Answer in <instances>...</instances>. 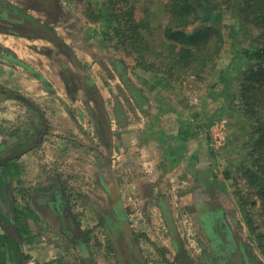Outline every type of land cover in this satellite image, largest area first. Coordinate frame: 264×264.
<instances>
[{
    "label": "crops",
    "instance_id": "obj_1",
    "mask_svg": "<svg viewBox=\"0 0 264 264\" xmlns=\"http://www.w3.org/2000/svg\"><path fill=\"white\" fill-rule=\"evenodd\" d=\"M10 1L21 7L27 5L26 13L37 20H54L45 10L36 9L27 0ZM69 37L72 38L71 32ZM61 38L72 56L40 36L0 31V47L6 49L8 56H13L8 58L3 52L0 53V88L17 96V99L0 97V101H15L28 108L32 106L34 113L41 118L38 123V118L31 120L22 115H16L15 119L12 116L8 121L7 112L1 116L4 122L0 127V132H3L0 133L1 137L3 135L7 139V145L16 140L18 147L23 148L6 161L7 164L0 165V181H5L4 185H9L12 192L13 182L22 190L24 186L31 187L22 184V176L29 171L33 176H49L50 163L64 156L63 153H71L74 157L67 158L66 164L70 165L74 158H80L84 170L78 172L79 177L89 182V178L97 176L102 183L99 193L105 200L108 185L98 161L104 146L109 143L114 214L110 213L112 220H109L107 241L112 246L113 256L105 253V257L103 245L85 234L82 236L75 229V224L79 230H91L85 228L82 220H78L74 214H69L73 218L68 217L65 229L70 232L68 236L76 252L71 246L64 249L55 246L52 243L54 234L50 233L52 229L48 228L41 235L38 232L35 236L31 231V239L27 243L30 254L28 263L183 264L170 234V226L180 234L190 264L191 261L199 264L200 254L212 262L211 258L219 257L220 251L217 249L221 245L227 246L230 253L234 250L232 252L228 243L236 245L235 249H238L230 222L222 218L221 211L216 208L217 200L212 201L210 197L215 189L216 154L209 146L207 127L216 116V82L205 79L211 86L207 87L205 95H200V90L194 89V82L187 86L180 78L169 80L164 75L154 76L149 70L134 66L131 69L134 76L130 72L128 74L133 85H128L130 95L127 104L120 100L119 95L117 98L113 95L116 108L108 113L105 103H102L106 90H102L99 84H103L104 78H99L100 73H96L105 66L96 65L95 68L93 63V58L100 55L97 49H89V43L77 49L75 41ZM88 65L95 68V73ZM178 75L184 76L179 72L175 77ZM105 80L110 81L108 78ZM115 90L118 92V89ZM80 103L92 119V126H87L86 115L81 119L74 118L71 109L76 107L81 111ZM95 105L96 110L92 111L91 107ZM23 119H29L27 126H24ZM14 129L15 139L12 136L8 139ZM89 134L96 136L92 139L98 140V146L87 141ZM61 137H65L62 144ZM90 145H94L95 150L87 151ZM102 159L104 163L108 157L103 154ZM71 170L73 165L65 169L61 167L62 175L72 173ZM89 185L95 187L93 183ZM31 189L34 191L33 187ZM193 210L196 213L199 210L204 212L201 219H195L201 228L209 231L200 238L207 240L202 251L198 240L190 237L189 228L186 227L196 224ZM51 218L42 220L41 224L52 225L55 218ZM31 219L35 221L37 217ZM125 228L130 229L128 237L124 233ZM213 241L216 245H213ZM214 262L212 264H216Z\"/></svg>",
    "mask_w": 264,
    "mask_h": 264
},
{
    "label": "rangeland",
    "instance_id": "obj_2",
    "mask_svg": "<svg viewBox=\"0 0 264 264\" xmlns=\"http://www.w3.org/2000/svg\"><path fill=\"white\" fill-rule=\"evenodd\" d=\"M56 1L59 8H56L54 15L59 16L51 22V28L55 34L75 41L78 44L77 49L81 47L80 45L85 47L89 43L91 44L89 49L94 47L97 49V54H100L98 57L93 58V63L95 68L96 65L105 66L96 73L97 75L100 73L99 78H104L103 84H99L102 90H106L104 91V102L102 101L107 107L106 112L109 110L108 113H112L116 105L114 99L118 95L120 100H124V103L127 104L130 95L128 85H133L128 74L129 72L132 74L131 69L138 64L137 61L140 58L138 54L141 51L144 55L141 59L146 61L145 65L149 66L143 68L149 70L154 76L164 75L169 80L180 78L187 83V86L194 82L196 83L194 89L198 88L200 95H205L207 87L211 86L208 84L209 81L205 79L216 82L217 111L215 118L209 125L213 121L223 118L226 120L227 130L223 146L217 150L212 149L216 154V170L213 176L215 189L211 192L210 197L212 201L217 200L216 208H219L218 211H221L222 218L228 220L232 226L231 233L237 238L238 249L236 250L242 264L243 260L244 264H264V206L257 194L258 185L260 184L257 175L259 170L264 167V82L258 76L248 79L251 69H257L258 66L245 57L246 50L259 47L262 39H264L262 38L264 36L258 37L260 33H264V22L259 19L260 14L254 12L250 15V18L257 16L255 21L245 19L243 0H229L216 9L209 8L205 4L197 5L201 17L195 23L183 28V31L186 34L200 32V35L207 37L212 59L208 58L205 62L200 59L193 60L192 63L186 66V62L183 61L184 65L175 63V60L170 56V52L173 49L178 50L182 44L166 39L163 34V27L168 22L169 17L166 8L167 0H129L128 2L127 0ZM111 12L112 14L116 12V15H114L116 18ZM131 20H133L132 23H135L132 26ZM70 32L72 38L69 37ZM216 49L219 51L217 52ZM88 67L95 73V68H92L91 65H88ZM179 72L184 76L178 75L175 77V74ZM132 75L134 76V74ZM115 76H119L120 79L117 80ZM105 78L110 81H106ZM129 80L130 83H128ZM111 81L114 83L112 84ZM115 89H118V92ZM194 89L193 91H195ZM113 95L115 98H113ZM192 95L196 96L194 93ZM80 106L81 111H78L76 107L71 109L76 119H81L84 115L87 116L83 104L80 103ZM91 109L92 111L96 110V105ZM5 112L9 116L8 121L12 116L15 119L16 115H22L24 118H30L31 120L38 118V123L41 119L38 116L39 114L34 113L32 106L28 108L15 101H0L1 128L4 125L1 116ZM88 112L90 113L89 110ZM78 113L81 115L78 116ZM96 117L98 116L96 115ZM23 120L24 126H27L29 119ZM86 123L87 126H92L93 121L89 116H87ZM94 137L96 138V136L89 134L87 141H92L98 146L96 144L98 140L92 139ZM8 139H10V136ZM64 139L65 137L60 138L61 144ZM5 140L7 141L0 134V144L5 143ZM7 146V149L0 151V153L11 152L18 148V145L13 147L8 144ZM108 146H110L109 143ZM108 146H104L102 153H100L102 157L105 154L108 160L103 163L102 157H99L98 161L104 180L108 185V196L105 200L100 196L99 191L102 189L99 185L102 183L97 180V176L94 175L93 178H89V182L83 177H79L78 172L84 170L83 163L79 161L80 158H74L70 165L66 164L67 158L74 157L71 153H63L64 156H60L59 159L50 163L49 176H33L30 171L22 176V184L31 187L24 186L22 190L16 182H13V196L19 220H22L23 216H27L28 219H25L33 232L32 234H34L33 236L38 232L40 235L47 232L48 228L52 229L50 233L54 234L52 243L55 246L59 249L71 246V248L74 247L73 249L76 252V247H72V239L68 236L67 231H60L57 215L51 207L56 199V202L59 203L64 198V202L68 203L67 208L70 209L71 214H74L78 220H82L81 224L91 230L86 234L87 237L104 246L105 257V253L113 256L112 246L107 241L109 220H112L111 214H114L112 206L114 188L111 184V181H113L110 160L111 150L110 148L108 150ZM63 148L65 147L63 146ZM87 149V151H93L95 146L90 145ZM71 165H73L72 173H63L62 175L61 167L63 166L65 169ZM90 183H93L95 187H91ZM123 183H125L124 180ZM32 187L34 191L31 189ZM60 194L62 197H60ZM95 205L97 208H95ZM29 207L37 217L35 221L31 219L32 214ZM129 211L128 209L127 212L130 213ZM193 211L194 219L203 217V211L199 210L197 213L195 210ZM51 217L55 218V220H52V225L45 226L41 224L42 220ZM55 221L56 225H54ZM194 221L196 224L192 223L186 227L189 228L190 237L198 240L200 251H202L206 246L205 244H207V240L203 241L200 238L209 231L201 228L196 219ZM170 228L172 232L170 234L174 238L176 246L177 238L181 243L183 252L178 251L179 258L183 264H190L188 262L190 259L183 249L180 234L173 226H170ZM48 239H51V237ZM200 240L203 245L202 248ZM28 242H24L27 252L29 251ZM228 245H230L229 248L232 251L235 250L236 245ZM217 250L220 251V249ZM204 252H207V250ZM180 254H183V257ZM200 257L199 264L212 263L203 256L204 263L201 254ZM191 263L196 264L194 261H191Z\"/></svg>",
    "mask_w": 264,
    "mask_h": 264
},
{
    "label": "flooded vegetation",
    "instance_id": "obj_3",
    "mask_svg": "<svg viewBox=\"0 0 264 264\" xmlns=\"http://www.w3.org/2000/svg\"><path fill=\"white\" fill-rule=\"evenodd\" d=\"M31 2L36 9H43L45 12L55 19V17L59 15H54L56 8H59L56 4V0H27ZM0 7L2 8H8L9 10L13 11L16 15L21 16V21L16 20H8L7 18H4L0 14V31L4 33H11V34H23L27 36H40L53 44L54 47L60 48L62 51H64L67 55L72 56L71 50L68 48V46L65 44L63 39L55 34V32L51 28V21H40L37 20L30 15H28L27 12V5L24 7H21L10 0H0ZM27 7V8H26ZM1 9V8H0ZM60 13V12H59ZM58 13V14H59ZM52 33L55 35L54 39H50L48 36V33ZM2 54L7 57H13L11 55L8 56L6 53V49L3 47H0ZM46 52H49L46 51ZM0 97L6 98H12L17 99V96L13 92H9L4 90L3 88H0ZM31 105V104H30ZM15 129L10 133V137L12 136L13 139H15ZM8 136V137H9ZM39 137V135H38ZM16 140L10 144V146L16 147ZM7 143L0 144V150L1 152L5 149H7ZM23 147H18L17 149L0 155V165L4 164L5 161H8L12 156L16 155L18 152H20V149ZM4 162V163H3ZM55 192V191H54ZM4 194V195H3ZM3 195V196H2ZM60 197L62 195L60 194ZM63 200V201H62ZM61 202H53L51 204V207L54 209L55 214L57 215V221L59 222L60 230L66 231L65 229V223L62 219L67 220V217L70 218L71 212L68 207V203L64 202V198H62ZM57 204V205H56ZM57 206V207H56ZM58 208V209H57ZM62 209V210H61ZM60 222H63V224H60ZM128 226V224H126ZM29 226V225H28ZM21 225L19 220V215L17 214V207L15 206L14 196L13 192L11 191V187L9 185H4L3 192L0 193V264H30L28 263L30 254L25 250V238L23 234L20 231ZM127 229L124 231L125 235L128 237V231L130 232V229ZM124 229V230H125ZM31 235V230L29 228L28 230ZM67 234L70 235V232L67 231ZM74 236V235H73ZM33 237V236H32ZM76 237V236H75ZM132 239V237H131ZM29 241V240H28ZM27 241V242H28ZM213 245H216L215 241L212 242ZM229 244V243H228ZM233 252V251H232ZM238 251L235 249L233 253L228 252L227 246L220 247V255L216 259L211 258V261H215L214 263L218 264H242L241 259L239 258ZM243 260V264H244ZM34 264V263H33ZM212 264V263H211Z\"/></svg>",
    "mask_w": 264,
    "mask_h": 264
},
{
    "label": "trees",
    "instance_id": "obj_4",
    "mask_svg": "<svg viewBox=\"0 0 264 264\" xmlns=\"http://www.w3.org/2000/svg\"><path fill=\"white\" fill-rule=\"evenodd\" d=\"M128 1L129 0H127V2ZM228 1L229 0H194V1L192 0H167L166 8H167L169 17H168V22L163 27V34L166 39L182 44V46L178 50L173 49L170 52L171 53L170 56L172 59L175 60V63L177 62V63L183 64V61H184L186 62V66H187L189 63H192L193 60L200 59L202 61L204 60L203 62H205L207 61L208 58L212 59V56L209 52L208 43H207L208 38L200 35V32H197V33L195 32L193 34H186L183 31V28H185L189 24L195 23L196 21L199 20V17H201V15H199V10L197 9V5L201 6L202 4H205V6L209 8L216 9L217 7H219V5L225 4ZM254 12H258V14H260L259 19L264 22V0H255V1L254 0H243V13L245 14V19H250V20L255 21L257 19V16H252L250 18V15L254 14ZM113 13L114 14H112L111 12L113 16L116 15L115 14L116 12H113ZM132 21L133 20H131L130 23H132ZM134 24L135 23H132L131 26ZM261 36H264V33H260L258 35V37H261ZM138 56L140 58H138V61H137L138 64L136 66L141 69H144L143 67L148 68L149 66L144 64L146 61L141 59L144 57L142 51L141 53L138 54ZM245 57L251 60L256 66H258L257 69H251L250 73L248 74V79L254 76H258L261 78L262 82H264V39H262V42L260 43L259 47H256L253 50H246ZM142 61L144 62L142 65H140ZM144 70H147V69H144ZM257 179L260 180V184L258 185L257 194L259 198L261 199L263 206H264V167L259 170ZM4 182L5 181H0V192L1 193L4 188ZM30 213L32 214L31 217L32 216L35 217L34 211L32 209L30 210ZM25 218L27 219V216H23L22 220H20V225H21L20 231L23 234L25 241H28L31 239V235H30V232L28 231L29 226ZM72 218L73 216H71L69 219H72ZM62 220L65 223L64 224L65 228H67V222H65L64 219ZM74 226H75V229L78 230L82 236L83 234L86 235V233L89 232V230H84V231L79 230V228L77 227V224H75Z\"/></svg>",
    "mask_w": 264,
    "mask_h": 264
},
{
    "label": "built area",
    "instance_id": "obj_5",
    "mask_svg": "<svg viewBox=\"0 0 264 264\" xmlns=\"http://www.w3.org/2000/svg\"><path fill=\"white\" fill-rule=\"evenodd\" d=\"M226 130V120L223 118H219L209 125L207 135L209 146L212 149L217 150L223 146L226 139Z\"/></svg>",
    "mask_w": 264,
    "mask_h": 264
},
{
    "label": "water",
    "instance_id": "obj_6",
    "mask_svg": "<svg viewBox=\"0 0 264 264\" xmlns=\"http://www.w3.org/2000/svg\"><path fill=\"white\" fill-rule=\"evenodd\" d=\"M0 14L2 17L7 18L8 20H16V21H21L22 17L16 15L13 11L9 10L8 8H2L0 7ZM48 36L50 39H54L55 35H53L52 33H48ZM127 230V229H126ZM128 235L130 236V232L128 231ZM177 250L179 252H183L182 247H181V243L179 241V239L177 238ZM181 257H183V254H180Z\"/></svg>",
    "mask_w": 264,
    "mask_h": 264
}]
</instances>
